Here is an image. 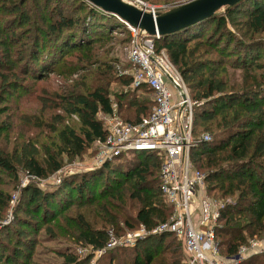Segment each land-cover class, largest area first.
<instances>
[{"label": "trees", "instance_id": "1", "mask_svg": "<svg viewBox=\"0 0 264 264\" xmlns=\"http://www.w3.org/2000/svg\"><path fill=\"white\" fill-rule=\"evenodd\" d=\"M76 1L77 14H64L58 5L56 17L49 19L47 26H40L37 18L33 17L34 30L38 29V32L25 47L31 50L32 46L30 63L35 64L42 74L35 76L34 65L32 75L37 79L50 74L77 76L68 78L71 80L69 86L61 85L63 93L59 97L64 104L59 107L79 116L78 127L69 123L63 125L58 130L56 151L46 145L41 157L32 155L29 158L28 169L37 178H46L62 169L64 154L81 156L94 142L105 139L103 122L96 116L99 111L113 112L110 85L118 80L127 86L132 81L130 76L116 74V63L94 59L96 42L99 44L106 38L112 39L117 31H126L125 24L85 0ZM11 2L0 0V12H11ZM25 3L26 0H22L18 5ZM232 15L242 17L236 25L245 29L244 35H249V38L240 37L233 46H227L222 43L225 37L235 40L228 28ZM127 33L128 44L131 33ZM259 34L264 35V0H241L227 6L224 14L217 12L195 25L164 35L156 42L158 50H166L193 93L192 99L196 102L194 133L198 125L205 135L212 136L209 141H200L192 150L195 165L207 175L208 192L220 199H234V202L223 206L217 227V238L221 252L226 254L224 256L235 254L242 245L264 234V38H256ZM11 38V44L15 45L27 39L25 35L16 33H11ZM6 43L9 54L11 44ZM22 45L25 46L22 43L20 47ZM200 46L208 49L209 53L221 55L222 59L214 60L210 65L203 62L199 69V59L195 54ZM15 53L21 59L25 57L19 49ZM74 53H77L78 61L71 66L67 57ZM232 54L238 55L240 60L228 59ZM85 63L100 67L98 71L97 68H83ZM228 67L243 71L239 80ZM82 71L86 72L83 76ZM79 73L81 76L77 75ZM78 89H82L85 96ZM146 89L153 95L148 87ZM152 104V98L144 102L131 98L125 108L120 106L118 112L122 115L124 109L129 110L131 113L122 117L138 122L150 114ZM16 164L11 155L3 154L0 149V172L16 178ZM160 168L161 159L155 153L140 152L132 158L109 161L97 170L66 178L56 192L43 193L37 186L33 187L34 194L28 198L27 207L22 211L34 220L41 218L50 222L67 211L75 197L81 199L79 204L95 205L90 213L92 222L78 213L74 223L70 220V225L74 224L79 231L74 237L77 242L95 250L102 249L108 242L110 230L123 233L126 229L133 230L142 225L152 230L169 219L172 209L160 189ZM11 201V194L0 189V221L9 210ZM26 219L22 224L30 225ZM96 221L101 222L98 228L94 226ZM170 237L171 241L167 242ZM118 249L126 251L127 248ZM130 249L132 255L127 259L120 258V263L186 264L182 242L169 232L150 234ZM116 250H107L96 264H114L119 258ZM61 255L64 262L59 264H88L92 259V256L81 258L73 252H61ZM261 257L264 258V251L241 264H264ZM0 264L7 263L0 260Z\"/></svg>", "mask_w": 264, "mask_h": 264}, {"label": "rangeland", "instance_id": "2", "mask_svg": "<svg viewBox=\"0 0 264 264\" xmlns=\"http://www.w3.org/2000/svg\"><path fill=\"white\" fill-rule=\"evenodd\" d=\"M20 1L22 0H12L11 2V8H13L11 12L17 16L14 14L12 15V13L7 10H2L0 12V149L3 154L11 155L17 163L16 178L11 174L0 172V182H2V184H0V189L10 193L12 196L10 208L0 221V258H2L0 260H3V262L5 261L7 264H59L64 262V257H62L61 252H73V254L81 258L92 256L88 264H96L101 256H99L91 246L85 245L82 242H77L74 237L78 235L79 231L74 224L70 225V220L73 222L74 217H76L78 213L84 214L85 218L92 222L90 213L95 205L88 207L87 204H79L81 199L78 197L76 198L74 195L75 198H73L74 203L72 206L50 222L41 220V218L34 220L29 217L27 213L22 211V209L27 207L26 203L28 198L34 194L33 187L37 186L43 193L56 192L60 189V186L66 178H72L74 175H81L92 170H97L96 158L99 147L97 143L94 142L81 156L76 157L64 154L62 169L46 178H37V176L33 175L28 169L29 158L32 155L41 157L44 146L49 145L53 150H57L59 144L58 130L63 125L69 123L72 126L78 127L77 123H79L80 120L79 116L67 113L59 107L64 104L59 97V94L63 93L61 85H70L68 82H71V80H68V78H77V76L68 77L66 74H50L45 78L37 79L35 76H42V74L37 70L35 64L37 75H32L34 67V65L30 63L32 46L31 50L25 47L31 42V37H35L38 32V29L34 30L33 17L37 18V24L40 26H47L49 19L56 17V8L58 5L63 8L62 12L64 14H77L75 6L78 5V2L76 0H26V3L20 6L18 5ZM139 1L156 7L158 11H167L192 0ZM219 12L220 14H224L225 9ZM19 14L20 16H18ZM240 18L242 17L238 15H232L230 17L228 28L234 34L235 40H232L233 37L227 36L222 41V43L225 42V45L228 46L232 44L233 46L240 37L249 38V35H246V37L244 35L246 32L245 29L241 28L240 25H236V22H239ZM6 22L8 25H5ZM124 26L126 31H124V29L123 31H117L113 34L114 37L112 39L106 38L99 44L96 42L94 45L95 60L98 59L100 62L111 61L116 64L121 62L125 64L126 67H130L128 62L129 44L126 43L129 37L127 33L129 29L126 25ZM11 33H16V35L18 34L19 36L25 35L27 39L16 45L11 44ZM107 36H110V34ZM256 38H264V35L259 34ZM6 42L11 44L9 46L12 50L9 54L7 53L9 47H5L4 45L6 44L7 46ZM22 43H24L25 46L22 45L20 47ZM18 49L25 53L23 59L15 53ZM41 50L42 49H40V51ZM41 53L46 52L42 51ZM76 54L77 53H74L67 57L71 66L78 61ZM195 57L199 59V63L197 64L199 69L203 62H207L210 65L214 60L222 59V56L215 52L209 53L208 49L204 46H200ZM227 58L239 59L238 55L234 54ZM65 60L66 59H64L61 64L60 69H62ZM85 64L83 68L94 70L97 68V71L100 67L98 64L93 67H91V64ZM67 67L68 66L65 68ZM103 69L104 68H102V70ZM228 69L230 73L235 75L237 80H239L243 74L241 69H232L231 67H228ZM115 72L120 76L117 69ZM199 72L197 74H199ZM83 74L85 75L86 72L82 71L81 75L83 76ZM77 75H80V73ZM81 90L82 89H78V91L85 96V93ZM109 92L116 111H119L120 106L125 108V105L131 98H135L139 102H144L148 98L153 99V95L146 87L132 88L130 85L126 86L118 80L111 83ZM191 96H193V93H191ZM129 113L131 112L126 109L122 111L123 116H127ZM96 117L104 123V112L99 111ZM62 118H64L63 122H61ZM122 118L125 119L124 117ZM201 133H203V129L197 125L195 132L196 136L198 137L205 134L204 132L200 135ZM211 197L223 206L227 202H234L232 197L226 199H220L212 195ZM130 212L135 213L134 211ZM24 218H27L26 220H28L27 222H29L30 225L22 224ZM94 226L96 228H98L97 226L100 227L101 222L98 223L96 221ZM140 228L139 226L133 230L126 229L123 233L114 232L118 237H126L129 233H132L134 236L140 232ZM171 239L172 237L168 238L167 242L171 241ZM253 239L258 240L261 247L258 253L252 254L251 256L261 254L262 251H264V234L256 236ZM250 243L251 240L246 245H250ZM120 247L127 249L126 251H119L118 248ZM132 247L133 246H117L113 248H117L116 254L119 255L118 260L114 264H122L119 262L120 258H129L132 255V249H130ZM222 254L226 255L224 253ZM182 255L183 258L186 259L184 251H182ZM7 257L12 259V261H10V259L8 260ZM261 260H264V258L261 257Z\"/></svg>", "mask_w": 264, "mask_h": 264}, {"label": "built area", "instance_id": "3", "mask_svg": "<svg viewBox=\"0 0 264 264\" xmlns=\"http://www.w3.org/2000/svg\"><path fill=\"white\" fill-rule=\"evenodd\" d=\"M147 11L156 7L139 0H126ZM123 22L131 33L128 43L130 67L119 62L120 76L132 78V88L148 87L153 93V104L148 116L138 122L123 119L113 106L105 113V139L97 140V168L119 158H132L140 152L155 153L161 159L160 189L171 207L169 219L152 230L143 225L136 235L116 236L109 231L106 246L95 250L99 256L117 246H134L150 234L172 233L182 242L186 264H241L261 247L256 239L242 245L231 255L224 256L217 238V227L223 205L208 192L207 175L195 165L192 150L211 135L197 137L194 133L195 104L184 76L172 62L165 49L158 50L159 35ZM261 251V250H260Z\"/></svg>", "mask_w": 264, "mask_h": 264}, {"label": "water", "instance_id": "4", "mask_svg": "<svg viewBox=\"0 0 264 264\" xmlns=\"http://www.w3.org/2000/svg\"><path fill=\"white\" fill-rule=\"evenodd\" d=\"M106 14L128 22L131 26L146 31L149 35L162 36L178 32L195 25L227 6H233L241 0H192L188 3L156 13L126 0H85Z\"/></svg>", "mask_w": 264, "mask_h": 264}]
</instances>
